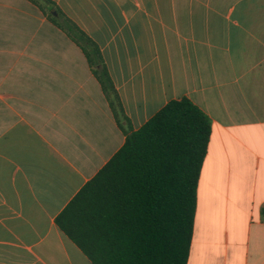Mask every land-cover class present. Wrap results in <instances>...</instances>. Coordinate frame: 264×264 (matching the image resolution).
I'll return each instance as SVG.
<instances>
[{
	"label": "crops",
	"instance_id": "0c3cea01",
	"mask_svg": "<svg viewBox=\"0 0 264 264\" xmlns=\"http://www.w3.org/2000/svg\"><path fill=\"white\" fill-rule=\"evenodd\" d=\"M183 97L212 121L188 264H264V0H0V264H93L58 215Z\"/></svg>",
	"mask_w": 264,
	"mask_h": 264
},
{
	"label": "trees",
	"instance_id": "16d2710c",
	"mask_svg": "<svg viewBox=\"0 0 264 264\" xmlns=\"http://www.w3.org/2000/svg\"><path fill=\"white\" fill-rule=\"evenodd\" d=\"M56 22L83 48L120 122L119 96L98 46L71 20ZM211 134L210 117L189 98L170 101L127 135L57 225L93 264H188Z\"/></svg>",
	"mask_w": 264,
	"mask_h": 264
}]
</instances>
